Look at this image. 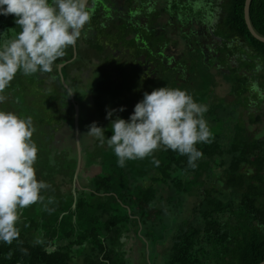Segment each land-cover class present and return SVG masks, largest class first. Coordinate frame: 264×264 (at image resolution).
<instances>
[{"label":"trees","instance_id":"1","mask_svg":"<svg viewBox=\"0 0 264 264\" xmlns=\"http://www.w3.org/2000/svg\"><path fill=\"white\" fill-rule=\"evenodd\" d=\"M245 1L89 0L92 15L75 45L76 57L69 61V46L52 71L16 74L2 95L19 115L22 109L30 112L36 178L50 187L42 190V202L21 210L18 237L0 241V264H126L120 241L130 234L141 241L143 256L151 247L146 264L158 263L157 258L165 264L264 261V133H250L264 107V42L246 25ZM248 18L256 36L264 38V0H250ZM0 31L15 37L20 29L9 15L0 16ZM178 38L185 42L181 49ZM198 53L214 58V75L195 64ZM62 63L74 102L60 81ZM73 65L67 83L65 71ZM190 75L200 83L194 101L207 106L204 119L211 133L195 145L202 157L194 169L187 156L163 147L124 167L93 136L82 150L79 103L87 107L89 98L100 117L106 108L122 106L125 111L115 115L127 119L144 92L180 88ZM220 76L227 79L230 100L215 94ZM250 103L256 112H250ZM74 105L80 150L76 185ZM101 128L111 136L110 120ZM189 198L187 216L180 218ZM169 215L174 228L154 233L160 224L170 226Z\"/></svg>","mask_w":264,"mask_h":264},{"label":"clouds","instance_id":"2","mask_svg":"<svg viewBox=\"0 0 264 264\" xmlns=\"http://www.w3.org/2000/svg\"><path fill=\"white\" fill-rule=\"evenodd\" d=\"M9 15L20 31L0 45V102L18 72L29 76L52 71L65 50L76 45L92 13L87 0H0V16ZM252 88L258 90L256 84ZM207 110L186 90L160 87L144 92L127 119L115 115L124 112V107L106 108L110 137H105L106 129L95 121L88 126L87 134L107 144L119 167L163 147L187 156L188 165L194 169L195 161L202 157L195 145L211 136L204 119ZM34 130L30 117L0 111V241L5 243L19 235L21 210L42 202V190L50 187L36 178L38 149L31 139Z\"/></svg>","mask_w":264,"mask_h":264},{"label":"rangeland","instance_id":"3","mask_svg":"<svg viewBox=\"0 0 264 264\" xmlns=\"http://www.w3.org/2000/svg\"><path fill=\"white\" fill-rule=\"evenodd\" d=\"M157 6L159 7V5H157ZM198 32H200V31L198 30ZM198 32L195 34V36H197L199 34ZM178 40L181 42V44L179 45V47L181 49L182 46L185 44V42L183 40H181L180 38H178ZM171 50H173L172 47H171ZM177 50L178 49L176 48L175 52H179ZM195 55H196V53H195ZM199 59H201V62H198ZM212 59H214V58L213 57L211 58L210 56H207V54H205V56H203V55H200L198 53L197 56H194L195 64L198 65V64L201 63L202 68L205 70V72H206V74L208 76H211V74L214 75L213 72L216 71V68L212 67V64H213V63H211ZM72 60H73V57L69 61H72ZM215 63H214V65H215ZM62 64H64V63H62ZM58 66H57V68H58ZM73 68H75V65H73V67L72 66L68 67L67 71L71 72L68 75H67V71H65V80H66L67 83H70L69 77L73 75V72H72ZM191 68L194 71H198L196 69V66L191 67ZM210 68H211L210 72H207V70L210 69ZM258 69H260V68L257 67L255 70H258ZM257 73H259V72L257 71ZM262 74H264L263 71H262ZM195 77H196L195 75H190L189 79L186 77L182 83H178V87H180V88H182V90H186L188 93H190L192 95L193 99H194L195 96L198 97V93H196L195 91L199 90V86H200V83L199 84H195L194 83L193 79ZM225 77L228 78L229 75H225ZM92 80L93 79L90 78L88 82H91ZM198 80L201 81L200 77H199ZM160 83L161 82L157 81L156 85L158 86ZM215 83H217L216 87L214 88L215 94L218 97H227V93H228V84H227L228 82H227V79H225L222 76H220V78H217V79L215 78ZM262 83L264 85V81ZM24 84L26 85L27 83H24ZM227 100H230V98L227 97ZM11 105H13V104H11V103H9L7 101H4V103H0V107L2 108V111L13 112L17 116H22V118H27L28 116H30V112L29 111L28 112H24L23 109L21 110L22 114L19 115L17 109L14 106L12 107ZM250 105H251L250 106L251 107L250 108V112L251 113L256 112V109L254 108L255 104L254 103H250ZM37 108L40 111L41 107H37ZM41 113L45 114L44 109L41 110ZM79 113H80L79 135H80V144H81V147H82V150H83L86 147L87 142H90V139L92 138V136H90V135L88 136V134H87L88 126L93 121H95L98 126L102 127L108 122V120H106L105 117L98 116V114L94 111L93 105L90 103V99L89 98H88V106L87 107L84 106V104L79 103ZM245 113H247V112L244 111V118H245V121H246L247 120V116H246ZM261 114H262V118H261L260 122L252 127V131L250 132L252 135L257 136V135H261V134L264 133V107H262ZM59 178H60V176H56L55 180H59ZM192 202H193V198H189L187 200V202L185 204V207H184V211L180 215V218H185L187 216V210L186 209L190 207ZM167 219H169V222L166 221V223H168L170 226L168 227L167 224L165 226H163V224H160V225H158L157 230L154 233H156V234L160 233L163 230V228H168L170 231L174 228L173 227V223H172V216L167 217ZM120 242L122 243L121 250L124 253V260H125L126 264H146V263H144V261L146 260V257L148 255L152 256L153 251L150 249L151 247L149 248L147 246H146V250L148 249L147 250L148 252L143 256V251L141 249L142 243H141V241L136 239L133 236V234L128 235L126 238H122ZM165 248H166V246H163L161 248L162 252H161V254H159V256L162 257V253L165 251ZM153 257H155V255H153ZM157 261H158V263H156V260L154 261V259H153V263L152 264H165L162 261L160 263V259L159 258H157Z\"/></svg>","mask_w":264,"mask_h":264},{"label":"water","instance_id":"4","mask_svg":"<svg viewBox=\"0 0 264 264\" xmlns=\"http://www.w3.org/2000/svg\"><path fill=\"white\" fill-rule=\"evenodd\" d=\"M89 0H87V3H88ZM249 2L250 0H246L245 1V5H244V18H245V22H246V25L250 31V33L256 37L258 40L264 42V38H260L258 36H256V34L254 33L252 27H251V24H250V21H249V18H248V6H249ZM73 48V59L76 57V46H72ZM63 64H60L57 68L58 70V73H59V77H60V81L62 83V85L65 87V89H67V91L69 92L70 94V99L72 102H74V98H73V95L72 93L68 90L66 84L64 83V80H63V77H62V74H61V68H62ZM74 136H75V143H76V147H77V164H76V169H75V172H74V175H73V184L76 185L78 183V179H77V176H78V173H79V169H80V150H79V141H78V107L76 105H74ZM260 264H264V261L261 262Z\"/></svg>","mask_w":264,"mask_h":264},{"label":"flooded vegetation","instance_id":"5","mask_svg":"<svg viewBox=\"0 0 264 264\" xmlns=\"http://www.w3.org/2000/svg\"><path fill=\"white\" fill-rule=\"evenodd\" d=\"M0 33H4L2 36H0V44H4L6 41L14 38V36L11 37V35L7 34L6 32L0 31Z\"/></svg>","mask_w":264,"mask_h":264}]
</instances>
